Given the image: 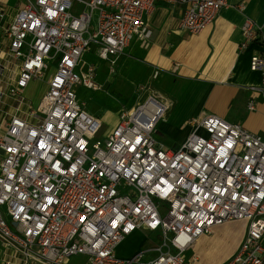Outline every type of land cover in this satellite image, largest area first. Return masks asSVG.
Segmentation results:
<instances>
[{
  "label": "built area",
  "instance_id": "2783aa9c",
  "mask_svg": "<svg viewBox=\"0 0 264 264\" xmlns=\"http://www.w3.org/2000/svg\"><path fill=\"white\" fill-rule=\"evenodd\" d=\"M22 1L9 19L0 0V242L15 252L4 264L76 256L86 264H190L185 253L196 241L230 222L247 230L225 264H264L263 136L209 114L185 143L168 146L157 127L171 101L142 86L137 104L101 138L103 123L77 93L101 89L85 54L94 50L113 74L136 37L149 47L147 17L161 1L185 4L179 28L196 35L228 0ZM260 30L247 18L240 49ZM251 69L262 75L252 90L264 99V51ZM33 84L47 89L37 107L25 95ZM137 231L160 233L156 258L119 259L117 247Z\"/></svg>",
  "mask_w": 264,
  "mask_h": 264
},
{
  "label": "crops",
  "instance_id": "0c3cea01",
  "mask_svg": "<svg viewBox=\"0 0 264 264\" xmlns=\"http://www.w3.org/2000/svg\"><path fill=\"white\" fill-rule=\"evenodd\" d=\"M2 1L8 7L9 19L23 5L22 0ZM240 5H244L243 10L238 8ZM185 10L186 5L180 2L158 3L147 17L152 32L149 47H145L143 40L136 37L118 57L113 74L110 73L109 63L104 61L109 75H112L107 85L119 90L125 83L123 81L144 84L170 100V110L157 127L158 139L168 146L178 147L185 143L196 131L193 123L209 114L264 137V99L259 92L252 90L262 85V75L251 69L252 57L264 51V0H228V6L212 25L196 35L179 28ZM247 18L259 24L262 30L258 32V39L242 50V28ZM87 55L101 60L94 50L85 54L84 58ZM116 75L118 78L113 79ZM100 80L102 73L96 68V82L101 87ZM252 100L256 104L254 111L248 108ZM119 114L120 111L114 117L116 125ZM95 117L103 123L104 128L101 117ZM227 224L243 228V232L227 254L213 257V254H209L212 252L211 238L219 240L223 237ZM246 230L247 224L244 222H230L217 227L211 235L202 236L196 241L194 247L185 253L186 260L190 264H225L238 251ZM160 241L159 232L137 231L117 247L116 255L129 261L143 254L144 260H152L157 256L155 248ZM14 253L6 251L0 242V264H4L9 257H15ZM86 262L83 256L67 261L68 264Z\"/></svg>",
  "mask_w": 264,
  "mask_h": 264
},
{
  "label": "rangeland",
  "instance_id": "374dc122",
  "mask_svg": "<svg viewBox=\"0 0 264 264\" xmlns=\"http://www.w3.org/2000/svg\"><path fill=\"white\" fill-rule=\"evenodd\" d=\"M82 7L78 4H75L73 10L78 12ZM6 58L5 56H2ZM0 61L4 62V60L0 59ZM83 62L92 63L95 65L97 70L102 73V81L100 80L101 89L98 91H92L86 88L81 87L78 89V96L81 100V103L85 105L86 110L95 116H100L101 119L105 123V127L101 131V138L108 136L111 134L116 128V123L114 117H117L118 112L123 110L124 108L129 109L131 106L137 104L140 98V93L138 92L139 87L145 86L144 84H134L125 83L122 84L123 87H119L120 89H114L107 85V80L112 77L108 73V68L106 62L97 59L92 55H87L85 58L83 57ZM3 64V63H2ZM82 71H86V67H83ZM78 72H80L78 70ZM118 78V75L114 76L113 79ZM116 87V86H114ZM118 88V86L116 87ZM45 84H35L31 88H29L26 92V96L28 97L30 102L37 107L40 103L42 97L46 92ZM4 117V111L0 112V124ZM100 138V137H99ZM2 157L0 156V161ZM224 236L219 240L213 237L212 239V252L213 257H219L220 255L227 254L233 247L235 240L241 235L243 232V228L234 226L232 224H227L224 227ZM81 256H76L77 259Z\"/></svg>",
  "mask_w": 264,
  "mask_h": 264
}]
</instances>
